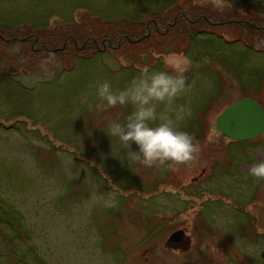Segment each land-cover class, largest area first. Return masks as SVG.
I'll return each instance as SVG.
<instances>
[{"label": "rangeland", "instance_id": "374dc122", "mask_svg": "<svg viewBox=\"0 0 264 264\" xmlns=\"http://www.w3.org/2000/svg\"><path fill=\"white\" fill-rule=\"evenodd\" d=\"M225 5L0 0V264H264V179L249 173L264 133L215 126L242 99L264 111V0ZM176 61L190 87L173 107L191 110L177 125L199 151L148 168L107 134L134 106L96 109L95 86Z\"/></svg>", "mask_w": 264, "mask_h": 264}, {"label": "clouds", "instance_id": "9594fccd", "mask_svg": "<svg viewBox=\"0 0 264 264\" xmlns=\"http://www.w3.org/2000/svg\"><path fill=\"white\" fill-rule=\"evenodd\" d=\"M216 6L222 9L226 6L225 0H216ZM111 66L115 70L116 65ZM170 66L175 75L168 71H150L145 67L123 90H115L107 80L95 86V94L100 101L95 105L96 109L134 106L123 123L113 122L108 126L107 134L118 139L122 150H132L135 144L138 149L133 151L135 159L148 168L188 165L199 151L193 137L177 125L178 121L191 115V110L183 105L173 107L174 101L190 87L184 75L187 68L182 61L170 63ZM83 99L87 101L86 96ZM161 104L166 111L158 112ZM169 113H174L175 119ZM249 173L264 179V160L257 159Z\"/></svg>", "mask_w": 264, "mask_h": 264}, {"label": "water", "instance_id": "95a60500", "mask_svg": "<svg viewBox=\"0 0 264 264\" xmlns=\"http://www.w3.org/2000/svg\"><path fill=\"white\" fill-rule=\"evenodd\" d=\"M215 126L229 140H253L264 133V111L256 101L242 99L227 107L217 118ZM182 235L181 231H177L169 240L179 242Z\"/></svg>", "mask_w": 264, "mask_h": 264}, {"label": "trees", "instance_id": "16d2710c", "mask_svg": "<svg viewBox=\"0 0 264 264\" xmlns=\"http://www.w3.org/2000/svg\"><path fill=\"white\" fill-rule=\"evenodd\" d=\"M194 138V136H192ZM247 142V141H246ZM0 216H3L0 214ZM3 222L2 218L0 217V223ZM2 229V228H1Z\"/></svg>", "mask_w": 264, "mask_h": 264}]
</instances>
